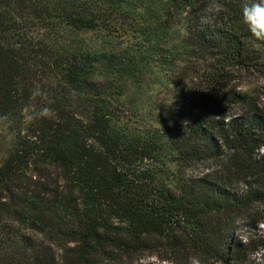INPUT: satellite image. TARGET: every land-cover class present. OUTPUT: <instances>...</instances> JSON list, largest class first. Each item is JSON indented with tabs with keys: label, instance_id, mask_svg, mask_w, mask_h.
Returning <instances> with one entry per match:
<instances>
[{
	"label": "trees",
	"instance_id": "trees-1",
	"mask_svg": "<svg viewBox=\"0 0 264 264\" xmlns=\"http://www.w3.org/2000/svg\"><path fill=\"white\" fill-rule=\"evenodd\" d=\"M250 2L0 0V264H264Z\"/></svg>",
	"mask_w": 264,
	"mask_h": 264
},
{
	"label": "rangeland",
	"instance_id": "rangeland-1",
	"mask_svg": "<svg viewBox=\"0 0 264 264\" xmlns=\"http://www.w3.org/2000/svg\"><path fill=\"white\" fill-rule=\"evenodd\" d=\"M59 40H64L66 42H76L80 44H84L91 47H97L102 42V38L99 34V32H91V31H78L74 30L72 28H65V30L61 31L60 34H58ZM130 39L128 33L125 31L123 33H118L114 38V42L116 44H126ZM156 69V68H154ZM162 73L163 71H158L156 73L157 78L162 81ZM151 79H154V77ZM160 81V82H161ZM156 81L150 80L149 89L147 90L143 95V97H146L147 95L153 94L157 99L167 98L168 94L162 91L161 83ZM241 88L243 90L248 89L250 91L256 92L258 99H259V106H261L264 109V78H256L255 75H248L247 77L243 78L241 81ZM141 92V91H140ZM123 109H126L124 106ZM127 111V110H126ZM130 113V112H128ZM130 118L134 124H144L146 122V118L142 115L141 112H139L137 115L132 116L130 115ZM4 137L6 140L10 138V134H8L7 129L5 127V124L0 122V145L3 143ZM261 153H264V149L261 150ZM196 171L200 170L201 168L199 166L195 167ZM261 226V225H260ZM263 233H264V227H261ZM254 234L258 235L260 233V230L255 231H248V229H240L241 235H248V234ZM146 260H156L154 257H148ZM156 264H160L157 260L155 261ZM164 263V262H162Z\"/></svg>",
	"mask_w": 264,
	"mask_h": 264
},
{
	"label": "clouds",
	"instance_id": "clouds-1",
	"mask_svg": "<svg viewBox=\"0 0 264 264\" xmlns=\"http://www.w3.org/2000/svg\"><path fill=\"white\" fill-rule=\"evenodd\" d=\"M243 22L257 41H264V0H251L242 8Z\"/></svg>",
	"mask_w": 264,
	"mask_h": 264
}]
</instances>
